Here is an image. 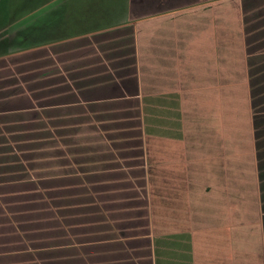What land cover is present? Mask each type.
<instances>
[{"label":"crops","instance_id":"crops-1","mask_svg":"<svg viewBox=\"0 0 264 264\" xmlns=\"http://www.w3.org/2000/svg\"><path fill=\"white\" fill-rule=\"evenodd\" d=\"M234 9L240 10V28ZM11 27L17 38L27 39L0 55V117L36 122V128L24 127L36 129L39 141L61 138L71 145L64 148L70 161L60 175L35 181L0 174L6 177L0 179V218L7 220L0 225V264H159V258L170 264L168 228L166 244L159 246L153 225L142 122L156 96L173 98L177 91L189 101L191 80L211 106L243 74L257 195L263 198L257 163L264 137V3L39 0L36 11L8 27L7 46ZM215 117L224 155L223 146L235 147L232 128H224L228 143L221 113ZM136 127L133 144L129 134ZM82 137L97 144H76ZM27 193L51 201L50 225L29 220L20 203L15 210L14 195ZM14 214L19 217L8 220ZM259 224L264 264V212ZM229 251L221 248L220 264H244Z\"/></svg>","mask_w":264,"mask_h":264},{"label":"rangeland","instance_id":"rangeland-1","mask_svg":"<svg viewBox=\"0 0 264 264\" xmlns=\"http://www.w3.org/2000/svg\"><path fill=\"white\" fill-rule=\"evenodd\" d=\"M254 1L264 3V0ZM228 10H223V13ZM232 11V16L238 17V25L236 23L235 26L240 28V10ZM9 30L11 43L7 48L20 45L27 39L17 38L14 27ZM238 34L241 35L240 31ZM241 80L234 88L236 90L225 86L221 102L217 99L211 106L208 101L205 104L200 99L204 92L198 89V83L196 85L193 80L188 90L189 101L181 100L176 91L173 98L159 95L146 104L142 139L147 158L149 154L152 160L156 194L165 200L161 204L164 207H158L160 216L157 222H169L170 264H180V261L181 264H220L221 248L230 249L229 254L236 262L245 264L247 257L252 260V264L262 262L259 213L264 212V181L260 183L263 198L259 199L255 157L249 149L238 150L225 146V153L221 155V140L215 133L216 122L220 125L215 115L220 114L221 106L225 107L229 102L235 104L234 98H238V93L242 92ZM262 108L257 106L256 110L259 112ZM24 126L36 128V122L21 123L0 117V164H3L0 165V174L9 173L8 178L37 181L39 177L52 178L55 173L60 175L66 171L67 167L63 165L70 160L66 159L69 154L64 148L70 143L65 145L66 141L61 138L39 141L38 131ZM129 135L131 142L137 144V127ZM75 140L76 144H97L94 138ZM63 149L64 156H61ZM229 152L231 156L228 158ZM257 164L260 177L264 180V137L259 142ZM150 167L148 165V172ZM0 179L5 180L6 177L1 176ZM28 187L32 189L34 186L30 184ZM20 189L23 190L15 188V193ZM34 195L38 196V193L15 194V210L19 208L16 204L20 203L24 210L29 211V220L41 225L47 219L46 223L50 225V216L46 215L51 201H39ZM30 196L37 201H25ZM0 206V210H5L4 202H0ZM160 208H168V215L167 211L162 212ZM18 217L19 214H14L7 218L11 220ZM6 223V218L1 217L0 225ZM163 243L166 244V239Z\"/></svg>","mask_w":264,"mask_h":264},{"label":"trees","instance_id":"trees-1","mask_svg":"<svg viewBox=\"0 0 264 264\" xmlns=\"http://www.w3.org/2000/svg\"><path fill=\"white\" fill-rule=\"evenodd\" d=\"M39 0H0V55H3V51L6 50L7 41H6V33L9 26L17 20L21 19L29 15L30 13L36 11ZM244 79L243 74H238V80ZM243 85V84H242ZM236 90V89H235ZM236 92L234 93V97ZM238 98L235 99V104L229 102L225 107L221 106V115H222V124H223V132L226 137V141L229 143V133L224 131V128H232V137L231 142L232 145L239 150H252V136H251V127L249 120V104H248V92L246 88H242V92L238 93ZM232 99V98H231ZM146 107V106H145ZM146 112V108H145ZM148 165H151L149 168V192H150V205L151 211L153 214V225H155L157 232L155 234L159 235V246L160 243L164 244L166 239L165 232L167 230V226L169 222L166 221V224H158L157 217L158 215V207L164 203V199H160V195L156 194L155 190V182L153 179V170H152V160L149 158L148 154ZM171 199V198H170ZM167 202H165L166 204ZM169 203V202H168ZM169 208V207H168ZM164 208L162 212L167 211ZM166 215V217H167ZM156 218V219H155ZM155 220V222H154ZM156 240V239H155ZM161 244V245H162ZM163 252V251H162ZM160 254V253H159ZM158 254V256H159ZM160 264V258H159Z\"/></svg>","mask_w":264,"mask_h":264}]
</instances>
